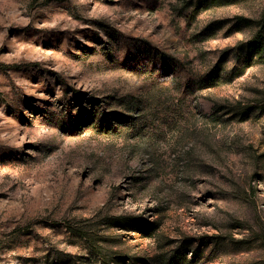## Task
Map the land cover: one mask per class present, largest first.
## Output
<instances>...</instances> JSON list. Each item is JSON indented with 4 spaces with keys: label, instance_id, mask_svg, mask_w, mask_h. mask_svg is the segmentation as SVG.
<instances>
[{
    "label": "rangeland",
    "instance_id": "rangeland-1",
    "mask_svg": "<svg viewBox=\"0 0 264 264\" xmlns=\"http://www.w3.org/2000/svg\"><path fill=\"white\" fill-rule=\"evenodd\" d=\"M0 264H264V0H0Z\"/></svg>",
    "mask_w": 264,
    "mask_h": 264
}]
</instances>
